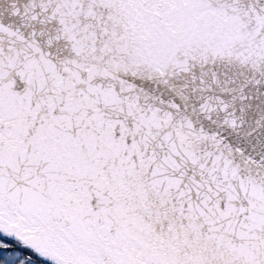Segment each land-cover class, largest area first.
<instances>
[{"label":"snow or ice","instance_id":"snow-or-ice-1","mask_svg":"<svg viewBox=\"0 0 264 264\" xmlns=\"http://www.w3.org/2000/svg\"><path fill=\"white\" fill-rule=\"evenodd\" d=\"M0 264H264V0H0Z\"/></svg>","mask_w":264,"mask_h":264}]
</instances>
